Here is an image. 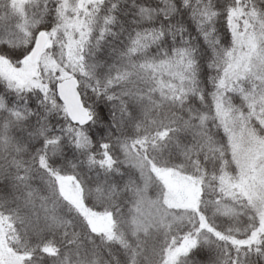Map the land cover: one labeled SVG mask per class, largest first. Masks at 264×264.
<instances>
[{"label":"snow or ice","instance_id":"1","mask_svg":"<svg viewBox=\"0 0 264 264\" xmlns=\"http://www.w3.org/2000/svg\"><path fill=\"white\" fill-rule=\"evenodd\" d=\"M125 2L109 0L108 4H103L96 0L92 4L88 0H36L31 5L33 13L26 32H21L19 27L0 29V59L6 60L13 70L25 71V62L30 57L57 61L60 65L56 75L49 72L47 76L50 94L43 90V84L31 89L40 101L35 110L24 86L7 76H0V84L3 85L0 100L5 114L10 119L23 118L24 122L36 117V135L42 143L33 150L30 160L37 174L45 179L46 188L47 181H51L49 191L53 195L47 196L42 192L38 198L44 201V205L53 203L52 213L56 212L57 205L74 207L72 200L61 193L57 180L72 183L74 191L84 201L87 215L93 214L88 208V197L94 189L109 207L119 206L104 199L107 189H101L98 183L86 187V181L81 179L82 167L89 171L103 168L110 172L115 169L123 174L116 168L119 162L112 155V134L100 142L99 148L95 147L96 142L89 134V125L96 124L98 117L118 130L129 123L134 129H139L146 124L151 111L169 103V97H172V104L177 103L179 97L183 108L184 97L199 92L202 102L206 103L211 96L216 109L223 104L232 110L234 118L239 113L235 130L243 121L245 135L259 136L260 144H264V0H156L151 4L132 0L124 7ZM9 7L8 3L4 4L5 19ZM93 19L94 27L91 25ZM89 27L91 31L87 30ZM65 48L69 49L70 57L67 67ZM101 53H105L107 59H101ZM61 72H71L78 81L77 92L83 106L79 114H69L60 97ZM236 95L240 97L238 107L232 101V96ZM18 100L24 103L21 105ZM130 100L139 105V116L134 114ZM96 101H104L110 106V111L105 113L104 107L100 106L103 104L97 105ZM194 111L197 110L189 108V113ZM61 113L63 122H58L53 131L49 126L50 114ZM167 119L178 125L177 131L184 127L182 116H169ZM196 119H201L199 114ZM160 127L165 131L161 132ZM235 130L225 125L224 141L217 142L215 147L209 145L205 148L203 142L198 141L183 148L189 164H192L193 156L196 160L192 165L196 168L192 173L194 176H201L198 165L200 157L207 152L217 159L214 172L221 170V165L227 167L232 164ZM150 131L147 127L144 132L149 135L137 131L133 142L148 144L160 158L152 156L150 160L140 162L141 174L146 169L159 188L156 198L147 202L152 210L149 219L158 228L161 224L168 228L167 231L160 229L165 239L160 248L159 264H258L253 256L264 260V208L259 206L264 201V168L260 169L258 199L249 197L252 202L246 200L243 204L244 210L240 214L247 217L246 222L221 226L208 215L210 208H219L215 196L205 201L202 195L200 205L188 215L191 227L184 236L177 238L167 224L172 211L167 202L166 185L157 176V171L179 168L186 172L189 167L164 159L159 139L161 136L168 138L170 130L163 120H159L155 137L150 136ZM152 140L157 143H150ZM116 143L127 146L120 137L116 138ZM67 147L79 153L80 158L74 155L69 159L65 152ZM54 157L62 160H54ZM236 162L239 163L238 160ZM57 164L59 167L55 166ZM260 164L264 165V159ZM207 173L205 167V177ZM247 175L241 170V177ZM31 178L29 172L27 180ZM220 179L223 182V176ZM20 182L28 187L23 177ZM116 191H119V186H116ZM137 209L141 210L139 205ZM74 210L85 224L89 223L86 214L78 208L74 207ZM108 214V208H105L99 215ZM115 215L112 212L113 219ZM18 218L21 223L26 222ZM48 251L47 242L39 246V253L43 256ZM39 253H33V256ZM25 264H32V260H26ZM100 264H103L102 257ZM147 264H157L154 253Z\"/></svg>","mask_w":264,"mask_h":264},{"label":"trees","instance_id":"2","mask_svg":"<svg viewBox=\"0 0 264 264\" xmlns=\"http://www.w3.org/2000/svg\"><path fill=\"white\" fill-rule=\"evenodd\" d=\"M35 2L36 0H27L23 5V14L20 15L12 7L13 0H0V29L5 26L19 27L21 32H26V25L30 24L33 13L31 5ZM88 2L94 4L96 0H88ZM99 2L108 4L109 0H99ZM137 2L151 4L155 3L156 0H137ZM5 3L10 5L7 19L4 18ZM131 3L132 0H126L124 7ZM122 19H127V17H122ZM91 25L94 27L95 19L92 20ZM87 30L91 31L92 28L89 27ZM74 49L75 45H73ZM100 56L101 59H107L105 53H101ZM64 58L65 67H67L70 58L68 48H65ZM59 68L60 65L57 61L47 62L43 59L38 65L36 76L29 82L22 84L27 93V98L34 102L33 110L40 101L37 94L33 93L31 89L39 88L43 84V90L50 94L47 76L49 72L56 75ZM100 71L102 72L103 69L101 68ZM63 73L69 77L73 76L71 72ZM0 76H6L2 69H0ZM73 77L76 79L75 76ZM0 89H3L2 84H0ZM171 100L172 97H169V103L163 105L162 108L151 111L146 124L139 129H134L129 123L118 130L115 127H110L108 122L99 117L96 124L89 125V134L96 142V148L100 147V142L109 133L112 134V155L119 162L116 168L123 173L119 174L115 169L106 172L103 168H96L91 171L87 167L81 168V179L86 181V187L98 183L101 189L108 190L104 199L111 200L113 205H119L118 207H109L96 194L95 189L88 197V208L91 212L100 214L104 212L105 208H108L111 217L112 212H115V219L112 217L113 235L110 237L95 233L92 230L90 232L89 225L77 216L74 205V207L57 205L56 212L52 213L50 210L53 208V203L44 205V201L38 198L42 192L47 196L53 195V192L49 191L51 181H47L48 188H46L45 179L42 178V175L37 174L30 160L33 150L39 148L42 143V141L39 142L40 138L36 135L38 131L36 117H32L27 122H24L23 118L17 120L13 117L10 119L5 114L3 101L0 100V227L7 247L19 259L20 264H25L26 260H32V264H100L101 257L103 264H147L148 258L153 256V253L157 264H159L160 248L165 239L160 229L163 228L167 231L168 228H165L164 224L158 228L149 219L152 210L147 202L156 198L159 188L148 176L146 169L143 175L141 174L140 162L144 159L150 160L152 156H157L158 160L160 158L158 153L152 152L148 144L139 145L133 142L137 131L142 135H149V133L144 132L145 127L151 130L150 136L155 137L159 120H163L170 130L168 138L161 136L159 139L164 159L175 165L183 164L189 167V171L186 172L180 171L179 168H168L167 170L178 171L198 182V206L202 195L205 201H209L210 196H215V203L219 205V208H210L208 215L210 218L214 217L221 226L246 222L247 217L240 213L244 210V202L246 200L251 202L237 189L238 171L234 159L230 166L221 165V170L214 172L217 159L211 152H207L200 157L198 167L201 176L197 177L192 174L196 171V168L192 167L196 164L194 156L192 164H189L183 152L185 146L191 147L193 143L198 141H202L205 148L209 145L215 147L217 142L223 143L225 133L220 119L222 114L231 111V109L223 104L220 105L219 109H216L211 96L208 97L206 103L202 102L199 92H192L185 96L182 101L183 108L180 106L179 97H177L175 104H172ZM232 101L234 106L238 107L240 97L238 95L232 96ZM17 102L21 105L24 103L23 100ZM91 102L90 100L89 103ZM129 103L134 114L139 116V105L131 100ZM96 104L104 107L105 113L110 111V106L104 101H96ZM210 105H212L211 108ZM189 108L197 111L189 113ZM198 114L201 119H196ZM62 116L63 113L59 115L50 114L49 126L53 131L58 126V122H63ZM169 116L184 117V127L177 131L178 125L170 122L167 119ZM154 120L156 123H153ZM159 130L165 131L163 127H160ZM49 134L51 135L52 132ZM117 137H120L121 141H126L127 146L117 144ZM150 143L155 144L157 141L152 140ZM178 143L179 147H177ZM144 149H147V152ZM65 152L69 159L74 155L78 159L80 158L79 153H74L70 147L65 148ZM231 154L230 149L229 155L231 156ZM53 159L62 160L60 157ZM55 166L59 167V164ZM205 167L208 169L206 177L204 176ZM29 172L32 176L30 181L27 180ZM221 176H223V182H221ZM21 177L28 184L27 188L25 183L20 182ZM225 181L229 182V187ZM116 186H119V191H116ZM221 193L222 196L219 195ZM113 195H115L114 200L112 199ZM5 202L7 203L5 204ZM82 202L84 205L83 200ZM137 205H139L140 211H138ZM170 210L172 215L167 220L168 227L177 238H180L191 227L188 215L193 211L172 207ZM18 217L23 218L26 222L21 223ZM44 242H47L49 246L46 256L39 253V246ZM57 252H59V256H57ZM33 253H39V255L33 256ZM39 256H43V258H39ZM252 259L258 261V264H264V260H259L258 257L253 256Z\"/></svg>","mask_w":264,"mask_h":264},{"label":"rangeland","instance_id":"3","mask_svg":"<svg viewBox=\"0 0 264 264\" xmlns=\"http://www.w3.org/2000/svg\"><path fill=\"white\" fill-rule=\"evenodd\" d=\"M25 2H27V0H13L12 7H14L20 15H22V9ZM41 61H43L42 58L30 57L29 60L25 62L26 70L19 72L13 70L5 60L0 59V69L3 70L9 79L22 85L29 82L36 76L37 68ZM60 75L63 79L69 77L63 72H61ZM256 102L258 103L259 101ZM239 115L240 114L237 113V117L234 118L232 110L222 114L220 120L223 127L227 125L232 130L237 129V119H239ZM245 127L246 126L243 121H241L239 129L233 132L236 144L234 161L238 171L237 189L239 192L248 197V199L249 197L258 199V193L260 191V169L264 168V165L260 164L261 160L264 159V144H260L261 137L259 136L252 134L246 136ZM237 160L239 163L236 162ZM258 165H260V167H257ZM241 170L248 173L247 177H241ZM157 176L166 185L168 192L167 202L170 208H180L192 211L197 209V203L199 201V185L196 180L174 170L169 171L160 169L157 171ZM240 179H243V183H240ZM225 182V184L229 187V182ZM58 184H60L61 193L65 195L66 198L71 199L73 205L78 208L82 214H86L82 199H80L78 192L74 191L72 183L69 181L61 183L58 180ZM250 202H252V200H250ZM259 206L264 208V201H261ZM92 213V215L86 214V219L89 221L88 225L90 229L95 233L105 234L109 237L113 235L112 228L114 227V223L111 215L108 214L107 216H104L94 212ZM20 263L19 259L7 247L0 227V264Z\"/></svg>","mask_w":264,"mask_h":264},{"label":"water","instance_id":"4","mask_svg":"<svg viewBox=\"0 0 264 264\" xmlns=\"http://www.w3.org/2000/svg\"><path fill=\"white\" fill-rule=\"evenodd\" d=\"M77 80L72 76L63 79L60 86V97L64 101L69 114H79L83 107L80 103V95L77 92Z\"/></svg>","mask_w":264,"mask_h":264}]
</instances>
